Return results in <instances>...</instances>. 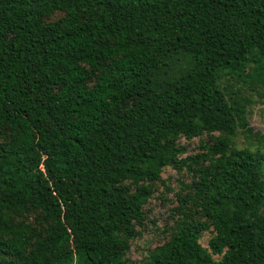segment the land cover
<instances>
[{
	"label": "trees",
	"instance_id": "1",
	"mask_svg": "<svg viewBox=\"0 0 264 264\" xmlns=\"http://www.w3.org/2000/svg\"><path fill=\"white\" fill-rule=\"evenodd\" d=\"M250 67L264 0H0V264H130L165 166L192 180L144 264H264V158L218 83Z\"/></svg>",
	"mask_w": 264,
	"mask_h": 264
},
{
	"label": "rangeland",
	"instance_id": "2",
	"mask_svg": "<svg viewBox=\"0 0 264 264\" xmlns=\"http://www.w3.org/2000/svg\"><path fill=\"white\" fill-rule=\"evenodd\" d=\"M61 15L60 12H57L51 19H56ZM251 67L246 68L247 76L223 75L218 83L227 92L235 90L240 96L247 99L244 103L245 123L238 125L230 137V149L238 150L248 147L252 151H260L263 156L260 157L264 158V74L261 75V78L250 77L249 79ZM202 140L207 141L209 138L207 135L189 140L182 138L180 142L186 150L182 156L200 151ZM191 180L192 175L186 169L178 171L171 166L163 168L161 179L153 185V194L143 207L146 217L142 226L137 227L140 230V235L131 241L127 253L130 264H144L145 256L168 239L170 230L166 228L173 225L174 222L173 215L175 214V207L178 205L177 194L185 191L182 190V183H189ZM261 209V212H264V205ZM23 215L22 218L18 219L25 220L37 229L43 225L36 222L33 212H26ZM211 236V231H204L200 243L204 247H208V240ZM220 256L214 255V258L218 259Z\"/></svg>",
	"mask_w": 264,
	"mask_h": 264
}]
</instances>
